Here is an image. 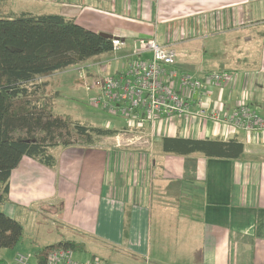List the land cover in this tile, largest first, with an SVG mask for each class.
<instances>
[{
  "label": "crops",
  "instance_id": "obj_1",
  "mask_svg": "<svg viewBox=\"0 0 264 264\" xmlns=\"http://www.w3.org/2000/svg\"><path fill=\"white\" fill-rule=\"evenodd\" d=\"M27 1L41 7L23 12L61 14L121 37L123 48L130 41L132 49L117 60L140 37L173 43L177 57L170 68L199 78L211 70L233 75L213 87L206 99L210 107L225 113L246 100L264 116V0ZM157 125L152 152L104 139L90 146H51L52 166L23 156L8 191L0 188V209L21 221L23 239L21 217L27 213L33 215L30 229L36 241L52 232L46 225L42 232L34 227L41 223L39 213L55 229L62 224L71 235V228L78 238L72 234L55 242L83 243L84 249L76 251L85 253L82 260L264 264V142L247 141L245 132L231 134L224 125L199 118H171ZM165 137L237 139L244 151L236 158L166 152ZM128 151H134L130 159Z\"/></svg>",
  "mask_w": 264,
  "mask_h": 264
},
{
  "label": "trees",
  "instance_id": "obj_2",
  "mask_svg": "<svg viewBox=\"0 0 264 264\" xmlns=\"http://www.w3.org/2000/svg\"><path fill=\"white\" fill-rule=\"evenodd\" d=\"M112 47V39L58 13L21 12L0 17V188L5 193L23 156L52 166L55 158L49 152L51 146L90 145L97 137L119 131L88 125L68 114H54L53 100L46 97L49 82L43 78ZM163 150L236 158L243 153L244 144L237 139L165 137ZM23 228L21 221L0 209V249L21 242ZM58 247L84 249L83 243L71 239L55 242L36 250V264H44L48 253Z\"/></svg>",
  "mask_w": 264,
  "mask_h": 264
},
{
  "label": "built area",
  "instance_id": "obj_3",
  "mask_svg": "<svg viewBox=\"0 0 264 264\" xmlns=\"http://www.w3.org/2000/svg\"><path fill=\"white\" fill-rule=\"evenodd\" d=\"M123 45L121 37L112 38V50L118 51ZM176 57L173 43H161L152 35L140 37L125 55L126 62L114 72H107L102 62L96 63L100 67L91 87L97 86L100 91L92 103L124 118L126 125L116 135L124 132L119 134L124 137L133 129L153 130L159 122L171 118H203L230 128L264 132V116L246 101L225 113L207 104L213 87L233 78L232 74L211 70L199 78L190 71L170 68ZM75 254L71 247H58L48 253L44 264H113L99 256L82 260ZM30 259L22 253L16 256L17 264H31Z\"/></svg>",
  "mask_w": 264,
  "mask_h": 264
},
{
  "label": "rangeland",
  "instance_id": "obj_4",
  "mask_svg": "<svg viewBox=\"0 0 264 264\" xmlns=\"http://www.w3.org/2000/svg\"><path fill=\"white\" fill-rule=\"evenodd\" d=\"M38 3L29 2L27 0H0V17H12L15 14H19L23 11H27V9L34 10L33 8H39ZM41 12V11H40ZM112 39V38H111ZM128 44L123 49L121 48L118 51H108L104 52L100 55L94 56L88 59L85 62L80 64L68 67L66 69L49 73L45 75L43 78L48 80V86L46 87V97L52 98L53 100V113L54 114H68L73 119L85 122L88 125H101L104 127L110 128H120L122 124H124V118L115 115L110 111L104 110L102 107H95L92 103V99L96 96L100 90L97 89V86L91 87L94 79L98 75L99 65H96L97 62H102V66L107 67L109 73L114 72L116 67H121L125 62L126 58L117 60L115 57L122 55V53H126L131 48V42L128 41ZM127 50V51H126ZM110 61V63H109ZM230 80V79H229ZM54 97V98H53ZM246 99V98H244ZM246 101V100H245ZM254 107V106H253ZM256 108V107H254ZM258 110V109H257ZM264 114V112L262 113ZM200 120L210 121L207 119L199 118ZM211 122V121H210ZM113 123V124H112ZM224 125V124H222ZM228 132L231 134L245 132L247 141L250 138L257 141L264 142V132L258 134L255 131H247L245 129H237L230 128L228 124L224 125ZM122 127V128H121ZM124 133V132H120ZM119 133V134H120ZM127 135L121 137V135H115L112 137H97L95 142L90 145H94L95 143H100L102 140L106 139L104 142L107 144H112L117 147H132L139 149H149L150 152L153 151L154 143L156 142V137L159 135L158 125L152 130V128L148 127L145 130H136L133 129L132 132H126ZM142 136L144 138L138 139V137ZM145 138L151 139L149 142H142ZM103 143V144H104ZM101 144V143H100ZM102 144V145H103ZM81 145V144H79ZM89 145V146H90ZM134 151H128L127 157H131ZM138 153H145L144 151H137ZM151 154V153H150ZM36 205L33 206V210L36 211ZM37 212V211H36ZM39 213V212H37ZM31 217L33 215L27 213L25 216L21 217L22 222L26 226V231L24 233V239L19 242L13 248H2L0 250V264H17L14 260L15 254L23 253L29 254L31 256L30 263L36 264L37 259L35 256L36 249L44 246L45 244H50L55 242L59 237L60 238H69L73 234V230L70 228V233L68 229L59 224L58 229L53 228L51 219H43L42 215L39 213L38 220L40 225H34V227H38L40 231H43L45 225L52 231L44 233L43 238H40L36 241L34 237L35 232L30 229ZM43 222V223H42ZM47 223V224H46ZM46 229V228H45ZM34 230V229H33ZM71 238H78L73 234ZM77 258L86 259L85 253L78 252L75 254Z\"/></svg>",
  "mask_w": 264,
  "mask_h": 264
},
{
  "label": "water",
  "instance_id": "obj_5",
  "mask_svg": "<svg viewBox=\"0 0 264 264\" xmlns=\"http://www.w3.org/2000/svg\"><path fill=\"white\" fill-rule=\"evenodd\" d=\"M99 34H101L104 37L110 38V39L114 37L113 34L111 33L99 32Z\"/></svg>",
  "mask_w": 264,
  "mask_h": 264
}]
</instances>
